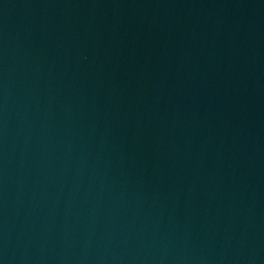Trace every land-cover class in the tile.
<instances>
[{"label": "water", "instance_id": "95a60500", "mask_svg": "<svg viewBox=\"0 0 264 264\" xmlns=\"http://www.w3.org/2000/svg\"><path fill=\"white\" fill-rule=\"evenodd\" d=\"M0 264H264V0H0Z\"/></svg>", "mask_w": 264, "mask_h": 264}]
</instances>
